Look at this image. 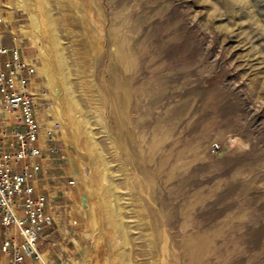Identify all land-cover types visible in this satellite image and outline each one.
Listing matches in <instances>:
<instances>
[{
  "label": "rangeland",
  "instance_id": "rangeland-1",
  "mask_svg": "<svg viewBox=\"0 0 264 264\" xmlns=\"http://www.w3.org/2000/svg\"><path fill=\"white\" fill-rule=\"evenodd\" d=\"M0 21L70 190L49 264H264V0H0Z\"/></svg>",
  "mask_w": 264,
  "mask_h": 264
},
{
  "label": "built area",
  "instance_id": "built-area-1",
  "mask_svg": "<svg viewBox=\"0 0 264 264\" xmlns=\"http://www.w3.org/2000/svg\"><path fill=\"white\" fill-rule=\"evenodd\" d=\"M5 23L0 21V264H40L49 251L41 247L55 243L56 224L41 173L59 159V148L55 125L39 117L36 65L27 62L21 45L4 43Z\"/></svg>",
  "mask_w": 264,
  "mask_h": 264
},
{
  "label": "crops",
  "instance_id": "crops-1",
  "mask_svg": "<svg viewBox=\"0 0 264 264\" xmlns=\"http://www.w3.org/2000/svg\"><path fill=\"white\" fill-rule=\"evenodd\" d=\"M54 164H55V162L53 163V166L51 169L46 170L43 173H41V175L45 176V178H46L41 183V191L47 195L49 202H50V205L54 207L53 212H54V216L56 218V224H58L60 220L58 218L59 216L56 213L54 203L56 201V198H58V197H61V196L68 197L67 195H69L70 190H67V188H66L67 186L64 185V183L61 181L62 173H61V171H59L58 167H55ZM56 170H58V171H56ZM55 231H56V227L54 226L52 228L53 237H54ZM47 245L52 246L51 243L50 244L47 243L41 247V251H45ZM62 248L64 250H69V247L67 246V244L65 246H62ZM48 250L49 251L46 252V255L47 254L50 255L51 249H48ZM27 264H35V262L31 259H28Z\"/></svg>",
  "mask_w": 264,
  "mask_h": 264
},
{
  "label": "bare ground",
  "instance_id": "bare-ground-1",
  "mask_svg": "<svg viewBox=\"0 0 264 264\" xmlns=\"http://www.w3.org/2000/svg\"><path fill=\"white\" fill-rule=\"evenodd\" d=\"M23 5V4H22ZM24 6V5H23ZM31 14V16H30V18L34 21V22H39V20H38V18H37V16L35 15H33V13H30ZM23 28V27H22ZM39 28V25H36L35 24V26H34V30H36V29H38ZM25 30V29H24ZM27 32V31H26ZM15 41H17V39L15 38ZM27 60V59H26ZM29 60V59H28ZM27 60V62H30V63H32V61L31 60H29L28 61ZM36 70H37V68H35ZM39 73H40V75H45V76H47L48 78H51L50 77V72H49V70H48V68L46 67V65L44 66V67H42L40 70H39ZM51 124H53V122H51L50 123V126H52ZM46 262V264H49L48 263V258L46 257V255H42L41 256V261H40V264H45V262Z\"/></svg>",
  "mask_w": 264,
  "mask_h": 264
}]
</instances>
